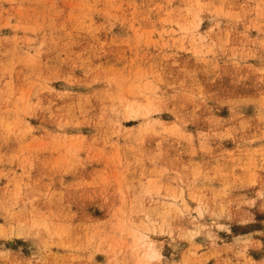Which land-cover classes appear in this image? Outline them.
<instances>
[{
	"label": "rangeland",
	"instance_id": "1",
	"mask_svg": "<svg viewBox=\"0 0 264 264\" xmlns=\"http://www.w3.org/2000/svg\"><path fill=\"white\" fill-rule=\"evenodd\" d=\"M0 264H264V0H0Z\"/></svg>",
	"mask_w": 264,
	"mask_h": 264
}]
</instances>
